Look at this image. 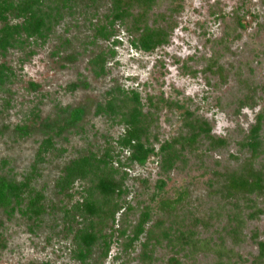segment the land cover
I'll list each match as a JSON object with an SVG mask.
<instances>
[{
  "label": "rangeland",
  "instance_id": "obj_1",
  "mask_svg": "<svg viewBox=\"0 0 264 264\" xmlns=\"http://www.w3.org/2000/svg\"><path fill=\"white\" fill-rule=\"evenodd\" d=\"M167 4L168 0H159V9ZM109 6V0H75L62 10L63 18L46 41L30 40L0 52V63L14 73L12 82L0 90V176L17 181L30 176V187L44 195L45 206L38 219L25 214L27 200L15 211L0 207V264H143L139 243L127 252L113 243L104 259L98 258L97 251L86 262L80 261L64 217L78 196L70 201L55 189V180L68 161L99 152L106 137L115 139L122 133L120 125L96 113L97 104L115 86L134 89L143 98L163 95L183 106L157 111L155 132L160 141L177 135L184 109L205 118L211 133L225 139L224 146L210 148L205 141L189 152L162 191L156 185L157 155L127 168L125 185L132 213L125 224L131 228L145 205L156 212L161 195L171 197L177 189L188 187L191 213L207 222L204 228L198 224L199 237L212 244L180 253V264H249L258 252L253 235L264 239V200L223 197L216 192L220 181L214 171L236 167L248 156L243 143L255 115L264 113V0H183L169 43L149 52L133 48L121 27L113 38L119 43L95 36L94 26ZM101 51L110 56L106 72L95 76L89 61ZM213 59L228 72L226 81L204 71ZM70 83L78 87L70 90ZM77 107L84 109L81 120L67 126L63 109ZM36 112L39 120L34 130L20 136L17 125ZM47 131L53 136L54 150L45 162L32 167ZM259 143L264 150V121ZM154 146L157 150L159 144ZM236 223L241 229L234 238L230 227ZM173 254L163 242L156 247L151 264H167Z\"/></svg>",
  "mask_w": 264,
  "mask_h": 264
},
{
  "label": "trees",
  "instance_id": "obj_2",
  "mask_svg": "<svg viewBox=\"0 0 264 264\" xmlns=\"http://www.w3.org/2000/svg\"><path fill=\"white\" fill-rule=\"evenodd\" d=\"M74 1L0 0V52L21 47L30 40L46 41L63 18L62 10ZM109 2L108 12L94 26L95 36L106 41L112 40L114 44L119 43L117 38H113L117 28L121 27L132 47L144 52L156 50L169 43L178 24L177 15L183 8V0H168L163 9H159V0ZM218 16L222 17L221 12ZM109 56L106 51H101L90 59L89 66L95 76L106 72ZM204 71L217 75L223 82L229 76L217 59L211 60ZM13 76L12 68L0 63V90L12 82ZM77 87L78 83L68 85L70 90ZM3 100L5 103L9 102ZM162 107L183 109L177 101L163 95L155 97L148 94L143 98L134 89L120 86L109 89L106 100L97 104L96 113L106 116L110 123L120 125L122 133L115 139L106 137L105 145L99 152H89L68 161L55 180V189L59 194L70 198V201L75 195L78 196L70 208L64 211V217L70 227L80 261L86 262L97 251L98 258L104 259L113 243L121 245L125 252L134 249L139 243L138 255L141 262L151 264L155 259L153 253L156 247L164 242L174 253L167 260V264H180L177 257L180 253L186 250L192 252L201 245L210 247L212 244L208 239L199 237V226L204 228L207 222L191 213V190L188 187L177 189L171 197L161 195L157 201L156 212L150 205H145L131 228L125 224V219L132 213L125 185L127 168L134 163L144 164L151 154L157 155L160 177L156 185L158 191H162L166 179L178 163H184L188 158L187 154L193 152L202 142L207 141L212 145L210 148L225 144V139L217 138L211 133L212 127L205 118L188 109L181 112L182 123L177 135L164 141L158 140L155 132L157 111ZM63 110L67 114V126L76 125L84 114L81 107ZM38 120L36 112L21 125H17L19 135L28 136ZM263 121L264 113L260 111L255 115V121L243 143L249 151L248 156L241 159L236 167L222 172L214 171L216 180L220 181L219 191L216 192L229 200H251L252 197L264 200V150L259 149ZM154 142L159 144L157 150ZM53 150V136L47 131L40 140L32 167L45 162L47 154ZM30 180L28 175L21 181L0 176V207L9 208L10 212L15 211L17 206L27 200L25 214L29 219H38L45 210L44 195L32 190ZM77 182L80 187L73 191ZM118 214L121 216L117 217ZM239 220L237 219L241 223ZM230 228L233 237L237 238L240 224H233ZM253 239L258 252L249 264H264V239H258L255 234Z\"/></svg>",
  "mask_w": 264,
  "mask_h": 264
}]
</instances>
